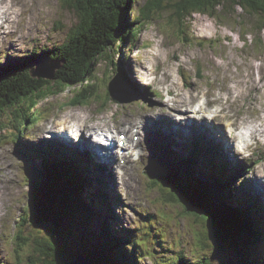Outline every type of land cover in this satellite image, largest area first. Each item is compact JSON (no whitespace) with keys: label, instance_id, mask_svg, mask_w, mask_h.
Returning a JSON list of instances; mask_svg holds the SVG:
<instances>
[{"label":"rangeland","instance_id":"obj_1","mask_svg":"<svg viewBox=\"0 0 264 264\" xmlns=\"http://www.w3.org/2000/svg\"><path fill=\"white\" fill-rule=\"evenodd\" d=\"M3 1L8 12L0 7V69L33 61L30 76L34 80L52 81L60 63L48 60L45 54L65 44L69 31L78 23L73 10L64 0ZM163 4L167 6L168 2ZM146 5L152 15L143 25L139 21L134 25L140 9H145ZM156 6L157 0H132L129 4L128 19L122 27L141 31L131 36L126 45L123 44L117 51L114 47L119 44L116 43L110 59L99 60L94 65L92 72L96 78L93 92L99 97L73 107L70 102L76 91L70 92L74 88L69 89L73 85L68 84L67 90L40 101L34 108V112H39L32 119L35 125L27 123L16 132L9 127L10 119L0 118L2 125L6 124L0 132V264H44L35 244L44 245L47 242L59 251V264L70 263L72 258L86 254L87 249L96 250L97 245L107 244L106 220L113 226L112 229L128 236L132 246H126V250L135 248L138 254L135 264H165L180 255L186 264H195L202 258L208 260L207 264H249L263 258L264 240L249 244L243 241L237 248L215 247L210 225L186 213L172 196L170 199L169 192L151 185L148 175L155 160L170 161L159 149L162 148L160 141H168V149L173 148L175 143L182 149V137L188 140L200 136L206 146L217 147V155L214 159L203 155L205 159L198 160V166H208V162H213L217 170L222 168L226 176L237 180L233 184L236 189L234 194L243 200L245 206L258 205L260 200L264 204V191L261 190L264 174L260 176L261 168H264V29H258L264 28V15L226 5L224 10L215 9L214 16L194 13L187 24H183L180 20L170 21V9L165 7L155 11ZM242 80L247 85L240 84ZM230 84L236 91H243L233 98L232 104L224 91ZM177 90L186 96L193 95L186 107L174 104ZM22 103L27 108V104ZM210 103L216 104L210 107ZM204 104L207 111L225 106L223 109L227 114L236 117L232 131L236 137L243 135L250 139L248 142L242 139L246 142L245 149L236 147L239 138L231 137L233 133L224 124L226 119L216 121V114V120L209 117L206 122L214 120L210 121L209 128L219 131L221 137L206 132L204 127L207 125L203 124L202 131L198 124L195 130L173 131L175 125L185 123L187 119L184 115L191 114V109ZM17 107L23 110L22 105ZM70 113L79 119L87 117V120L73 124L69 122ZM7 116L10 118L9 113ZM245 122L251 123L250 129ZM131 123L139 127L144 140L135 152L128 155L127 166L121 167L119 160L115 159L111 167H107V172L95 174L96 178L88 174V169L83 172L84 199L88 204L92 201L95 205L93 213L96 214L82 219L72 218L66 242L54 241L49 226L44 222L32 226L31 217L25 214L31 194L29 180L31 169L41 163L30 155L32 148H41L49 159L47 149L51 146L72 150L52 137L51 132L59 134L53 129L72 125L71 128L77 126L75 129L89 135V132L104 128L113 130L116 137L118 131H124L125 125ZM72 134L77 141L79 135L76 132ZM172 139L175 143L171 142ZM81 141L86 143L87 139L82 137ZM92 151L97 155L96 150ZM81 156L85 159L89 155L83 152ZM189 157L185 155L178 160V165ZM194 160V157L190 158L191 162ZM101 181L111 188L114 202L111 213L117 220L112 215L102 214L101 208L106 207L103 202L99 203L101 208L97 205L99 199L96 194L111 201L100 189L103 187ZM71 200L74 201L73 197ZM262 209L258 231L264 233V207ZM24 215L25 222L18 225ZM217 225L223 227V224ZM17 234L19 246L15 244ZM22 239L25 246L21 245ZM244 252H247V262L242 259ZM91 255V259L95 260L96 256ZM109 263L116 264V261L112 259ZM87 264L96 263L89 261Z\"/></svg>","mask_w":264,"mask_h":264},{"label":"trees","instance_id":"obj_2","mask_svg":"<svg viewBox=\"0 0 264 264\" xmlns=\"http://www.w3.org/2000/svg\"><path fill=\"white\" fill-rule=\"evenodd\" d=\"M131 1L64 0L73 10L78 23L69 31L64 45L52 48L45 54L48 60L60 63V68L52 81L34 80L30 76L29 71L33 61H23L17 63L19 65L12 64L0 69V118L10 119L11 131L19 132L22 126L25 127L30 122L35 125L33 120L39 112H34V108L40 101L67 90L68 84L73 85L76 91L70 102L73 107L100 96L93 92L96 78L94 71L92 72L94 65L99 60L110 59L116 43L119 46L114 47L115 51L123 44L126 45L131 36L141 31H132V28L128 26L122 27L127 22V13L130 11L128 6ZM164 1L168 2L167 6L162 5ZM226 5L232 8L239 7L247 13L264 15V0H157L155 11L167 7L171 10L170 21L180 20L181 23L187 24V20L194 13L214 16L215 9L224 10ZM151 15L152 12L146 5L145 9H140L133 24L139 21L143 25ZM127 49L130 50L129 47ZM116 78H118L117 75ZM33 81L37 84L34 85ZM145 94L149 95L147 91ZM22 102L27 104V108ZM17 105H22L23 110H19ZM7 113L10 114V118ZM5 125H2L0 121V132L6 127ZM194 150L196 152H192V157H195L193 162L187 159L178 165L172 158H168L169 162L155 160L148 175L149 183L159 186L162 191L169 192L170 199L172 196L174 202L180 204L186 213L195 216L196 219H201L205 223L208 221L210 225L213 224V220L223 224L219 232L211 230L215 247L237 248L243 241L246 244L263 241L264 233L258 231V228L261 207L264 205L259 203V205L252 204L248 207L242 206L240 203L243 200L234 194L235 179L232 176H226L222 168L217 170L213 162H208V166L204 164L206 168L209 167L208 172L204 173L206 176L199 173L196 170L197 155L201 157L200 159H205L202 157L207 154L214 159L216 151L201 143ZM47 151L50 155L49 159L45 151L40 148H32L30 151L33 159L41 160V164L31 169L29 180L31 194L25 214L31 217L32 226L41 225L44 222L49 226L50 236L54 241L66 242L65 236L70 231L72 218L82 219L96 214L93 213L95 205L91 200V204H88L83 195L82 175L87 170V165L84 160L61 151L52 149ZM52 160L57 161L52 162ZM219 184L221 186L217 187ZM103 186L106 187V184ZM216 217H221L224 221ZM25 218L26 215L22 216L18 225L20 223L22 225ZM113 219L117 220L115 216ZM106 222L108 242L104 246L97 245L96 250L87 249L85 256L88 261L96 264H110L109 260L114 259L116 264H135L138 254L135 248L126 250V246H132L128 236L115 231L111 228L109 221L106 220ZM117 229L119 230V227ZM18 239L19 234L16 237L17 246L20 245H18ZM93 239L94 236L91 240ZM23 241L25 240H21V245L25 246L26 243ZM131 241L134 240L131 239ZM134 244H136L135 241ZM35 246L44 259V264H59L61 256L52 243L47 242L44 245L38 243ZM91 254L96 256L95 260L91 259ZM242 259L247 262V252L242 254ZM207 261L206 258H202L195 264H207ZM254 261L249 264H264V256ZM165 264L186 263L180 255L177 259Z\"/></svg>","mask_w":264,"mask_h":264},{"label":"bare ground","instance_id":"obj_3","mask_svg":"<svg viewBox=\"0 0 264 264\" xmlns=\"http://www.w3.org/2000/svg\"><path fill=\"white\" fill-rule=\"evenodd\" d=\"M0 7L1 8H3L4 9V12H8V7L5 5V3H4V1L3 0H0ZM2 10V9H1ZM3 12V11H2ZM240 84H246L247 85V83H246V81L245 80H242L241 82H240ZM249 91H250V89H248ZM227 94H228V96L230 97V102H231V104H232V102H233V98L234 97H237L238 95H240L241 93H243V91H239L238 89H237V91H236V89H235V87H233L231 84L228 86V88H226L225 90H224ZM175 97H176V99L174 100V104H176V106L177 107H179V106H184V107H186V105H187V101L188 100H191L192 98H193V95H189V96H186L183 92H181V90H177L175 93ZM263 95V94H262ZM220 98H222L224 101H225V98H223V97H220ZM195 99V98H194ZM196 101H197V98H196ZM228 102V101H227ZM227 102H224L225 104L227 103ZM197 103V102H196ZM194 104V103H193ZM207 104H209V103H207ZM213 104H216V103H210V107H213ZM189 108V107H188ZM199 108V111H201L202 112V119H205V118H212V119H214L215 118V114H216V117H217V120L216 119H214V120H216V121H218L219 119H226V125H227V127L229 128V131H230V133H233V135L231 136L232 138H239V139H241V141L243 142V140H245L246 142H248L250 139L247 137V136H243V138H241V135H239V136H237L236 137V135L234 134V132L232 131V128H233V126H234V123H233V120H235V121H237L236 120V117L235 116H233L232 117V115H228L227 114V112H226V110L225 109H223V108H225V106H222V108H219V107H217L216 106V108L215 109H210L209 111H207V108H206V104H204V105H202V106H199L198 107ZM188 110V109H187ZM69 115H71V116H69V122H71V123H73V124H77V122H81V123H85L86 122V120H87V117H85V118H81V119H79V118H77V117H73L72 115H73V113H70ZM79 116H81V115H79ZM89 116V115H88ZM82 120V121H81ZM224 121V120H223ZM244 122V121H243ZM245 124H246V126L250 129L251 128V123H249V122H245ZM244 125V124H243ZM60 127H61V125H59ZM70 126H72V125H70ZM94 126V125H93ZM92 126V127H93ZM96 126V125H95ZM77 127V126H76ZM90 127H91V124H90ZM99 127V126H98ZM236 127H237V125H236ZM247 129V128H246ZM119 130V129H118ZM237 130V129H236ZM80 131H82L83 132V130H81L80 129ZM95 131V130H94ZM123 131V130H122ZM228 131V132H229ZM120 132V131H119ZM58 133V132H57ZM160 133V132H159ZM229 133V134H230ZM251 133V132H250ZM246 134V133H245ZM76 135H79V133H76ZM54 137H57V135L56 136H54ZM58 138V137H57ZM85 139V138H84ZM243 139V140H242ZM96 142H99L100 143V146L101 145H106L107 144V142L106 141H98V140H95ZM171 142L172 143H175V140L174 139H172L171 140ZM245 142V143H246ZM87 143H83V141H82V148H81V151H85L84 150V146L86 145ZM250 145V144H249ZM70 146H72V145H70ZM77 148V147H76ZM97 152V151H96ZM112 153V151L111 152H109V154H108V156H101V158L105 161V162H110L111 161V158L113 157V156H115V155H110ZM96 154L93 152V151H91L90 153H89V159H91L92 157H94ZM110 159V160H109ZM113 160L115 159V157L114 158H112ZM107 160H109V161H107ZM264 160V159H263ZM53 161H57V160H52V162ZM100 161V160H99ZM262 161V160H261ZM197 168V167H196ZM260 168H261V166H260ZM88 174L90 173V175H91V177L92 178H95V175H94V173H93V168H89L88 167ZM199 173H202V172H200V171H198ZM261 175L260 176H263V174H264V168H263V170H262V168H261ZM263 185H264V183H263ZM221 186V184H219L217 187H220ZM259 192L261 191V190H263L264 191V186H263V189H261V190H259V189H257ZM96 198L97 199H99V200H97L98 202V206L101 208V206H100V202H103L104 204H105V208H101V212H102V214H104V216H109V215H112V213H111V206L114 204V202L111 200H108V199H106L104 196H101V195H98V194H96ZM73 199H74V196H73ZM72 201V200H71ZM101 212H100V214H101ZM113 216V215H112ZM120 220H118V222H119Z\"/></svg>","mask_w":264,"mask_h":264},{"label":"water","instance_id":"obj_4","mask_svg":"<svg viewBox=\"0 0 264 264\" xmlns=\"http://www.w3.org/2000/svg\"><path fill=\"white\" fill-rule=\"evenodd\" d=\"M218 220H220V221H224L221 217H216ZM207 223L209 224V222L207 221ZM218 223L217 222H215V220H213V224H209L210 225V229L212 230V231H215V232H219L220 231V229H221V227H219L218 225H217ZM219 230V231H218ZM240 233V232H239ZM238 233V234H239ZM73 262H75L76 264H87V262L89 263V261H88V259L85 257V256H83V255H80L79 257H77V258H75V259H73L70 263H73ZM69 262H67L66 264H70Z\"/></svg>","mask_w":264,"mask_h":264}]
</instances>
